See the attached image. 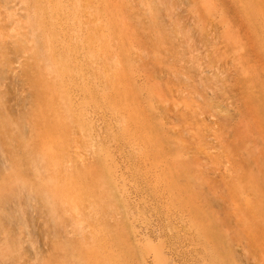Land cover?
<instances>
[{"label":"rangeland","instance_id":"obj_1","mask_svg":"<svg viewBox=\"0 0 264 264\" xmlns=\"http://www.w3.org/2000/svg\"><path fill=\"white\" fill-rule=\"evenodd\" d=\"M117 77L159 116L135 175ZM258 150L264 0H0V264H178V168Z\"/></svg>","mask_w":264,"mask_h":264},{"label":"bare ground","instance_id":"obj_2","mask_svg":"<svg viewBox=\"0 0 264 264\" xmlns=\"http://www.w3.org/2000/svg\"><path fill=\"white\" fill-rule=\"evenodd\" d=\"M67 79L74 80L73 76ZM115 88L118 161L114 170L119 172L115 175L124 173L123 168L135 175L146 164L135 151L141 133L160 151L159 116L156 118L149 103L152 94L138 97L132 85L119 77ZM63 97L65 103L72 100L67 94ZM210 147L209 140L200 149L209 152ZM260 155L263 150L248 152L238 168H178V264H264V166ZM153 160L161 168L162 160ZM142 185L137 187L141 196L149 190Z\"/></svg>","mask_w":264,"mask_h":264}]
</instances>
